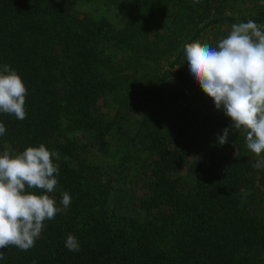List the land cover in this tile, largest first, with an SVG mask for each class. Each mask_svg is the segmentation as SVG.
Returning a JSON list of instances; mask_svg holds the SVG:
<instances>
[{
  "label": "trees",
  "instance_id": "1",
  "mask_svg": "<svg viewBox=\"0 0 264 264\" xmlns=\"http://www.w3.org/2000/svg\"><path fill=\"white\" fill-rule=\"evenodd\" d=\"M238 2L0 0V65L27 88L24 120L0 113V154L57 152L48 195L61 208L34 247L0 249V264H264V167H253L264 152L243 129L218 144L230 118L184 54L233 24L264 26V8L240 15ZM97 3L114 18L83 10Z\"/></svg>",
  "mask_w": 264,
  "mask_h": 264
},
{
  "label": "clouds",
  "instance_id": "2",
  "mask_svg": "<svg viewBox=\"0 0 264 264\" xmlns=\"http://www.w3.org/2000/svg\"><path fill=\"white\" fill-rule=\"evenodd\" d=\"M184 54L194 81L212 98L216 109L230 118L229 127L222 135L217 134L218 144L228 142L230 131L243 129L247 149L259 157L264 152V30L252 20L233 24L230 34L217 46L194 41L185 44ZM26 94L17 71L8 64L0 65V113L24 120ZM5 131L0 123V135ZM53 157L58 158V153L44 144L28 146L15 155L7 151L0 154V249H31L44 222L61 211L48 195L58 183L55 174L59 168ZM253 167H264V161H257ZM60 203L65 209L70 205L68 192L62 193ZM65 247L73 252L80 250L77 238L71 234Z\"/></svg>",
  "mask_w": 264,
  "mask_h": 264
},
{
  "label": "rangeland",
  "instance_id": "3",
  "mask_svg": "<svg viewBox=\"0 0 264 264\" xmlns=\"http://www.w3.org/2000/svg\"><path fill=\"white\" fill-rule=\"evenodd\" d=\"M264 8V0H239L238 7L236 13L240 15H250L254 14L255 12L261 10ZM88 14H93L95 16H101L106 15L108 17H111L112 19L113 14H116L114 11L108 10L103 4L97 3V4H88L83 9ZM261 29L264 30V26L260 25ZM228 29H232L231 27H228ZM192 93L195 92L194 90L191 91ZM191 93V95H192Z\"/></svg>",
  "mask_w": 264,
  "mask_h": 264
}]
</instances>
